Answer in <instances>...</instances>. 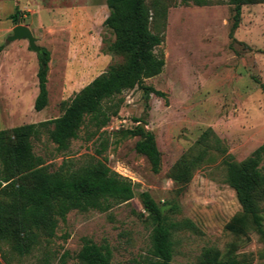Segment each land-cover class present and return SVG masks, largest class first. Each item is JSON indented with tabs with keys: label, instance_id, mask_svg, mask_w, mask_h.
<instances>
[{
	"label": "rangeland",
	"instance_id": "1",
	"mask_svg": "<svg viewBox=\"0 0 264 264\" xmlns=\"http://www.w3.org/2000/svg\"><path fill=\"white\" fill-rule=\"evenodd\" d=\"M146 2L153 14L150 28L163 38L155 51L165 65L144 83L166 96L152 92L146 98L139 86L124 90L114 98L119 112L110 123L96 130L87 115L67 150H58L50 138L52 124L32 138L34 152L51 170L67 158L75 165L105 159L132 180L135 196L106 211L71 210L55 236L42 239L26 255L0 240V264H43L45 258L50 264H75L84 238L108 244L111 264H145L153 226L141 201L143 191L176 223L170 264H202L207 249L220 260L245 255L252 264H264V209L259 230L245 218L226 180L225 163L227 158L246 159L264 143V1L242 5L233 37L234 10L227 0L208 5ZM108 14L107 0H0V129L61 115L86 84L124 61L108 50L115 39L104 25ZM19 23L29 26L37 44L49 52L48 104L39 111L34 104L42 61L28 39L9 40ZM137 123L155 135L162 156L159 172L135 150L140 136L126 133ZM207 130H212L207 157L213 159L176 180V163L199 149ZM260 167L264 170V155ZM260 205L264 208V201Z\"/></svg>",
	"mask_w": 264,
	"mask_h": 264
},
{
	"label": "trees",
	"instance_id": "2",
	"mask_svg": "<svg viewBox=\"0 0 264 264\" xmlns=\"http://www.w3.org/2000/svg\"><path fill=\"white\" fill-rule=\"evenodd\" d=\"M223 0H180L181 4L208 5ZM233 5V21L230 35L241 22L242 5L256 0H227ZM264 1V0H262ZM109 14L104 25L115 39L108 50L122 55L124 61L111 64L109 68L92 79L66 105L61 115L43 120L0 129V240L8 241L20 255L30 253L42 239H52L60 220L77 209L88 211L108 210L113 204L126 202L135 196L132 180L112 169L105 159L94 157L75 165L67 158L54 170L33 149V137H39L49 124L53 128L49 136L58 150H67L71 140L78 137L85 117L90 115L96 130L108 125L119 112L114 98L126 89L141 87L146 98L154 92L166 94L144 83L146 78L160 74L165 58L156 53L163 38L150 28L153 14L146 0H107ZM158 7V6H156ZM16 17V14L13 15ZM38 70L39 92L34 107L42 110L48 104V60ZM39 56L42 58V54ZM137 122L142 119H135ZM212 130L205 131L198 140L199 149L183 155L176 163L174 178L189 177L191 171L207 157L208 139ZM128 135H138L135 150L147 157L154 172L161 169L162 156L154 133L137 123L126 129ZM219 143V138L216 136ZM264 155V143L242 161L225 159L227 182L234 188L246 217L262 230L264 208V170L260 162ZM177 171V172H176ZM144 209L152 223L150 256L145 264H170L174 255L173 229L176 223L169 222L161 205L148 192L140 193ZM240 221L246 222L243 219ZM241 228L245 224H241ZM246 226V225H245ZM66 253L64 254V256ZM75 264H111L112 250L108 244H98L84 238ZM64 263V260H63ZM43 264H50L45 258ZM202 264H252L248 256L241 259L228 257L220 260L217 252L207 249Z\"/></svg>",
	"mask_w": 264,
	"mask_h": 264
},
{
	"label": "water",
	"instance_id": "3",
	"mask_svg": "<svg viewBox=\"0 0 264 264\" xmlns=\"http://www.w3.org/2000/svg\"><path fill=\"white\" fill-rule=\"evenodd\" d=\"M21 38L28 39L30 47L34 51L42 54L41 61L44 64L47 53L43 51V48L39 44H37V38L34 36L29 26L19 23L13 28V33L9 37V40H15V39H21ZM141 125L145 127L144 123H141Z\"/></svg>",
	"mask_w": 264,
	"mask_h": 264
},
{
	"label": "built area",
	"instance_id": "4",
	"mask_svg": "<svg viewBox=\"0 0 264 264\" xmlns=\"http://www.w3.org/2000/svg\"><path fill=\"white\" fill-rule=\"evenodd\" d=\"M120 173V172H119ZM121 174V173H120ZM123 175V174H122Z\"/></svg>",
	"mask_w": 264,
	"mask_h": 264
}]
</instances>
